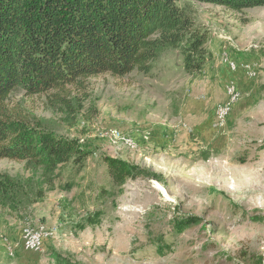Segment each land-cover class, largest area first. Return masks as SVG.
Wrapping results in <instances>:
<instances>
[{"label": "rangeland", "instance_id": "374dc122", "mask_svg": "<svg viewBox=\"0 0 264 264\" xmlns=\"http://www.w3.org/2000/svg\"><path fill=\"white\" fill-rule=\"evenodd\" d=\"M178 6L208 32L212 60L201 74H185L178 51L166 49L147 75L80 79L34 96L16 89L3 103L12 122L76 141L92 155L54 174L0 160V264H258L264 257V7ZM204 79L213 90L196 96L204 95L198 101L213 118L228 100L225 84L236 83L238 99L223 125L213 128L214 119L192 129L190 144H178L182 102ZM109 130L134 149L113 143ZM105 158L147 173L110 195ZM190 216L200 221L175 229L174 219ZM88 218L93 225L80 229ZM26 228L52 232L39 252L24 249Z\"/></svg>", "mask_w": 264, "mask_h": 264}, {"label": "trees", "instance_id": "16d2710c", "mask_svg": "<svg viewBox=\"0 0 264 264\" xmlns=\"http://www.w3.org/2000/svg\"><path fill=\"white\" fill-rule=\"evenodd\" d=\"M195 1L233 12L264 7V0ZM178 2L0 0V160L25 162L54 174L69 162L83 167L92 155L76 141L40 135L7 118L3 103L16 89L34 96L80 79L121 78L135 71L147 75L166 49L178 51L185 74H201L212 60L208 32ZM104 163L110 195L121 194L127 179L147 173L120 159L105 158ZM87 220L80 229L93 225L94 218ZM199 221L178 217L174 226L181 231Z\"/></svg>", "mask_w": 264, "mask_h": 264}, {"label": "crops", "instance_id": "0c3cea01", "mask_svg": "<svg viewBox=\"0 0 264 264\" xmlns=\"http://www.w3.org/2000/svg\"><path fill=\"white\" fill-rule=\"evenodd\" d=\"M209 83L210 82L204 79L203 81H201V85L198 86L194 84L195 88H193V94H192V84L189 86L188 100L186 101L184 100L182 102L180 111L177 115V124L174 126L176 127V131H174V134H176V139H177L178 144H181V145L186 144V143L190 144V141H191L190 137H192V129L193 130L200 129V128L202 129L204 124L211 122V121L213 122L214 116H211V114L207 112V106L200 103V101H198V98L204 97V95H200L198 98L196 96V94L200 92V90H203L206 92L211 90V88L213 90V86L210 85ZM222 95L223 94H220L219 99L222 98ZM134 139L136 142V146L140 147L141 142L138 139V137L134 136Z\"/></svg>", "mask_w": 264, "mask_h": 264}, {"label": "bare ground", "instance_id": "6f19581e", "mask_svg": "<svg viewBox=\"0 0 264 264\" xmlns=\"http://www.w3.org/2000/svg\"><path fill=\"white\" fill-rule=\"evenodd\" d=\"M231 65L234 67L233 63ZM234 84L233 85L231 84L227 86V88H225L228 100L225 103H222L221 105L217 107L216 117L214 118L215 120H217L216 121L217 127L223 125V123L225 122L226 118L228 117V115L230 114L232 110L233 104L238 99L239 95H238V92L236 91ZM233 94H235L234 97H233ZM106 135H108L109 139L113 143L122 144L129 150L134 149L135 147L133 141L130 138L120 134L119 132H117V130L116 131L112 130V132H107ZM23 232H29L28 235L23 236L22 244H23L24 249H25V246H28L26 251H30V252H39L41 250L43 240L52 234V232L46 228H39L37 230L26 228Z\"/></svg>", "mask_w": 264, "mask_h": 264}, {"label": "built area", "instance_id": "2783aa9c", "mask_svg": "<svg viewBox=\"0 0 264 264\" xmlns=\"http://www.w3.org/2000/svg\"><path fill=\"white\" fill-rule=\"evenodd\" d=\"M246 70H252V68H251V65L250 64H247L246 63ZM253 71V70H252ZM225 86H228V84H225ZM235 96V94H233V97ZM216 121L217 120H215V123L213 124V128L216 126ZM109 132H112V130H109ZM29 234V232H22V235L24 236V235H28ZM44 236H46V235H44ZM27 247L28 246H25V250H27Z\"/></svg>", "mask_w": 264, "mask_h": 264}, {"label": "water", "instance_id": "95a60500", "mask_svg": "<svg viewBox=\"0 0 264 264\" xmlns=\"http://www.w3.org/2000/svg\"><path fill=\"white\" fill-rule=\"evenodd\" d=\"M262 264H264V260H263Z\"/></svg>", "mask_w": 264, "mask_h": 264}]
</instances>
